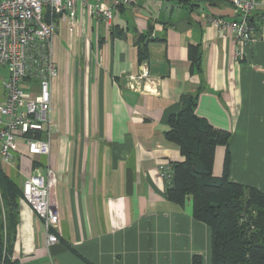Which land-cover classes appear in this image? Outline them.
I'll use <instances>...</instances> for the list:
<instances>
[{"label": "crops", "instance_id": "1", "mask_svg": "<svg viewBox=\"0 0 264 264\" xmlns=\"http://www.w3.org/2000/svg\"><path fill=\"white\" fill-rule=\"evenodd\" d=\"M257 1L262 21L246 43L211 25L212 16L235 17L226 0L194 9L132 0L115 10L112 28L81 7L73 23L57 20L51 152L30 156L19 141L13 170L20 179L53 175L59 242L47 244L42 220L22 201L19 264H194L195 256L212 264L211 229L193 217L190 199H167L158 168L182 160L166 138L167 121L184 94L198 95L197 115L231 136L216 148L213 174L224 173L228 151L229 179L264 193V0ZM144 67L150 77L133 80Z\"/></svg>", "mask_w": 264, "mask_h": 264}, {"label": "built area", "instance_id": "2", "mask_svg": "<svg viewBox=\"0 0 264 264\" xmlns=\"http://www.w3.org/2000/svg\"><path fill=\"white\" fill-rule=\"evenodd\" d=\"M230 1L239 19L211 17V25L221 32L232 30L238 41L251 42L253 31L248 19L258 1ZM131 2L116 0L115 5H108L103 0H0V67L6 71L3 77L0 75V163L7 172L14 169L19 141L24 142L30 156H49L51 152V90L58 77L54 55L57 20L73 23L81 7L112 28L115 9ZM149 77L150 71L144 67L132 79ZM171 171L170 163L158 168L165 182L171 178ZM52 177L50 171L29 179L21 177L23 201L42 220L49 246L59 242L60 224Z\"/></svg>", "mask_w": 264, "mask_h": 264}, {"label": "trees", "instance_id": "3", "mask_svg": "<svg viewBox=\"0 0 264 264\" xmlns=\"http://www.w3.org/2000/svg\"><path fill=\"white\" fill-rule=\"evenodd\" d=\"M179 1L194 9L214 0ZM226 1L233 5V19H239L233 2ZM255 11L248 19L253 29L262 21ZM144 39L139 35L137 46L140 62L146 64ZM198 55L193 59L200 68ZM198 97L184 94L181 110L167 121L166 138L179 147L182 160L170 163L172 175L166 182V197L180 206L190 199L193 217L209 226L212 264H264V193L229 179L228 151L224 173L220 177L213 174L216 148L228 147L231 136L197 115ZM20 180L19 174L14 170L7 172L0 163V264H19L14 251L23 201ZM193 263L201 264V257L195 256Z\"/></svg>", "mask_w": 264, "mask_h": 264}, {"label": "rangeland", "instance_id": "4", "mask_svg": "<svg viewBox=\"0 0 264 264\" xmlns=\"http://www.w3.org/2000/svg\"><path fill=\"white\" fill-rule=\"evenodd\" d=\"M6 74V71L4 70V68L0 67V75H2V77ZM1 77V78H2ZM12 170V169H11ZM13 171V170H12ZM22 180H20L21 183Z\"/></svg>", "mask_w": 264, "mask_h": 264}]
</instances>
